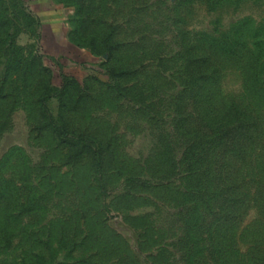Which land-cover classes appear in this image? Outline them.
<instances>
[{
    "label": "rangeland",
    "instance_id": "obj_1",
    "mask_svg": "<svg viewBox=\"0 0 264 264\" xmlns=\"http://www.w3.org/2000/svg\"><path fill=\"white\" fill-rule=\"evenodd\" d=\"M0 264H264V0H0Z\"/></svg>",
    "mask_w": 264,
    "mask_h": 264
}]
</instances>
